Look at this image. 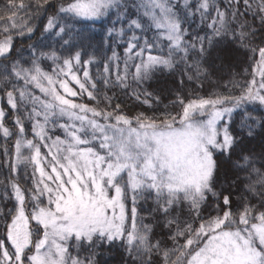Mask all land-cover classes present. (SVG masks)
I'll return each instance as SVG.
<instances>
[{
  "label": "snow or ice",
  "instance_id": "snow-or-ice-1",
  "mask_svg": "<svg viewBox=\"0 0 264 264\" xmlns=\"http://www.w3.org/2000/svg\"><path fill=\"white\" fill-rule=\"evenodd\" d=\"M0 156V264H264V0H4Z\"/></svg>",
  "mask_w": 264,
  "mask_h": 264
},
{
  "label": "trees",
  "instance_id": "trees-1",
  "mask_svg": "<svg viewBox=\"0 0 264 264\" xmlns=\"http://www.w3.org/2000/svg\"><path fill=\"white\" fill-rule=\"evenodd\" d=\"M3 3L4 0H0V5H2ZM112 20H115V15L112 16ZM199 27L200 25L199 22L197 21L193 25V28L198 30ZM100 35H101V30L99 25H97L93 32L94 41L98 40ZM33 42H35V37L33 38L32 41H28V40L17 41V48L21 51V54L24 58H28V52L23 51L24 47L28 43H33ZM215 55L216 53H213V58L215 57ZM215 63L217 64V66H219V61H215ZM231 63H232L231 71L241 74L238 77V79H244L243 70L248 67V63L243 53H236L232 55ZM228 71L229 69L226 66L225 68L216 71L212 76L211 80L201 81V83H203L204 85L202 94L210 90L223 91V87L216 89V85L218 83L221 85L227 83V80L229 79L227 75ZM221 77H223V79H220ZM146 87H148L149 91H153L156 94H162V96L168 97L169 99L174 98L175 93L181 90V86L179 85V75L175 73H170L167 70L158 72L156 74V77L152 81H150L149 84L146 85ZM198 87H199L198 85H193V84H186L184 86L185 90L187 91L198 89ZM117 102L121 103L122 106H125L126 111L129 112L130 114H135L141 111L147 112L148 115H152L154 112L158 114V109L163 108V105H159V106H154L152 110H149L148 106L142 105L139 102L133 99H129L128 97L122 94L119 95V99ZM164 103L167 104L168 100L165 99ZM250 147H254L256 151H259V142L253 141ZM2 160L3 157L0 156V161ZM3 173H4V169H0V179L4 178ZM8 207H11V203L8 204ZM139 207L141 209V214L144 216H148L149 215L148 209L154 208L155 203L151 198H149L147 201H141ZM97 251L99 253L98 255L99 264H130L129 257L124 252V249L122 247H115V246L109 247L108 245H104L101 248L97 249Z\"/></svg>",
  "mask_w": 264,
  "mask_h": 264
}]
</instances>
